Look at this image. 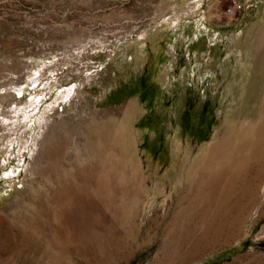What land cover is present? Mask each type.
I'll return each instance as SVG.
<instances>
[{"label": "rangeland", "instance_id": "1", "mask_svg": "<svg viewBox=\"0 0 264 264\" xmlns=\"http://www.w3.org/2000/svg\"><path fill=\"white\" fill-rule=\"evenodd\" d=\"M0 264H264V0H0Z\"/></svg>", "mask_w": 264, "mask_h": 264}, {"label": "bare ground", "instance_id": "2", "mask_svg": "<svg viewBox=\"0 0 264 264\" xmlns=\"http://www.w3.org/2000/svg\"><path fill=\"white\" fill-rule=\"evenodd\" d=\"M259 176V175H258ZM191 190V189H190ZM221 192V191H220Z\"/></svg>", "mask_w": 264, "mask_h": 264}]
</instances>
